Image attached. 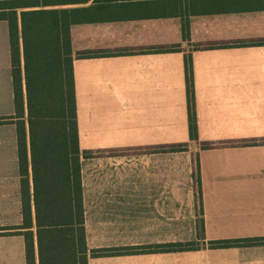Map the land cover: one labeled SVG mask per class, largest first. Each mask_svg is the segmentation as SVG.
Masks as SVG:
<instances>
[{
    "label": "crops",
    "instance_id": "1",
    "mask_svg": "<svg viewBox=\"0 0 264 264\" xmlns=\"http://www.w3.org/2000/svg\"><path fill=\"white\" fill-rule=\"evenodd\" d=\"M69 0L85 241L94 248L199 241L191 250L89 255L87 264H264V0ZM204 2V3H203ZM18 27H19V11ZM188 22L189 36L182 34ZM177 45L168 51H145ZM21 50V41H20ZM126 50L77 57L78 52ZM190 54L196 136L184 60ZM14 113L8 23L0 19V117ZM212 146L202 148L201 144ZM186 143L187 149L163 146ZM159 147L157 150L153 147ZM162 147V148H161ZM16 127L0 122V264H25ZM14 258L16 259L14 263Z\"/></svg>",
    "mask_w": 264,
    "mask_h": 264
},
{
    "label": "trees",
    "instance_id": "2",
    "mask_svg": "<svg viewBox=\"0 0 264 264\" xmlns=\"http://www.w3.org/2000/svg\"><path fill=\"white\" fill-rule=\"evenodd\" d=\"M67 1L69 0H0V19H5L8 23L14 103V113L1 116L0 122L10 120L16 127L21 223L13 227V233L23 237L24 263L87 264L89 255L139 253L157 249H196L198 245L193 241H186L155 246L94 248L88 251L85 241L80 155H91L92 152L80 151L78 145L69 26L71 23L86 20L89 8L45 7ZM190 3L202 2L193 0ZM17 8H21L19 27ZM182 34L189 36L186 19L182 22ZM254 43H264V39L210 46ZM176 48L177 45L155 46L145 51H168ZM126 52L130 51H83L75 56ZM184 72L188 134L190 139H197L190 54L185 55ZM258 143H264V137L232 140L229 145ZM211 146V142L201 144L202 148ZM158 148L156 146L152 149ZM163 149L186 150L187 144H171L163 146ZM259 243H264V237L208 240L207 247Z\"/></svg>",
    "mask_w": 264,
    "mask_h": 264
},
{
    "label": "rangeland",
    "instance_id": "3",
    "mask_svg": "<svg viewBox=\"0 0 264 264\" xmlns=\"http://www.w3.org/2000/svg\"><path fill=\"white\" fill-rule=\"evenodd\" d=\"M80 16H81V15H80ZM193 242H194L196 245H198V247L201 246L199 241H193ZM182 243H184V242H182ZM202 244H203L204 247H207V241H206V242H203ZM198 247H197V248H198ZM15 261H16V259L14 258V263H15Z\"/></svg>",
    "mask_w": 264,
    "mask_h": 264
}]
</instances>
